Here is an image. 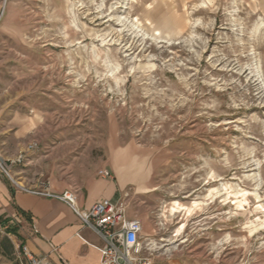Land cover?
Wrapping results in <instances>:
<instances>
[{
	"label": "rangeland",
	"instance_id": "374dc122",
	"mask_svg": "<svg viewBox=\"0 0 264 264\" xmlns=\"http://www.w3.org/2000/svg\"><path fill=\"white\" fill-rule=\"evenodd\" d=\"M0 8L10 185L110 169L148 264H264V0ZM20 226L0 214V264H26Z\"/></svg>",
	"mask_w": 264,
	"mask_h": 264
},
{
	"label": "crops",
	"instance_id": "0c3cea01",
	"mask_svg": "<svg viewBox=\"0 0 264 264\" xmlns=\"http://www.w3.org/2000/svg\"><path fill=\"white\" fill-rule=\"evenodd\" d=\"M21 156V153L14 159L0 156L8 171V176L0 172V214L15 218L21 225L20 243L31 256L43 257L48 264H100L99 249L103 242L94 233L82 228L80 221L65 204L28 192L36 189V186L29 188L15 182L14 186L18 185L16 188L4 179L13 182L12 174L16 175L13 167L20 163L17 160ZM117 178L120 179L117 182L98 176L84 180L79 188V207L86 209L97 201L116 202L123 198L126 180L119 172ZM49 187L53 194L65 190L57 184H49ZM12 231L14 235L17 233V230Z\"/></svg>",
	"mask_w": 264,
	"mask_h": 264
},
{
	"label": "built area",
	"instance_id": "2783aa9c",
	"mask_svg": "<svg viewBox=\"0 0 264 264\" xmlns=\"http://www.w3.org/2000/svg\"><path fill=\"white\" fill-rule=\"evenodd\" d=\"M21 157L18 158L20 162ZM0 172L8 176V171L0 159ZM102 179H112L107 169L97 171ZM34 195L58 200L65 204L80 221L82 228L94 233L103 242L99 249L100 264H148L142 256L140 237L142 223L137 217H128L124 197L116 202L101 200L89 208L82 209L78 205V188H67L60 194H53L49 184L29 190ZM26 264H48L45 258H36L29 254L27 248H21Z\"/></svg>",
	"mask_w": 264,
	"mask_h": 264
},
{
	"label": "trees",
	"instance_id": "16d2710c",
	"mask_svg": "<svg viewBox=\"0 0 264 264\" xmlns=\"http://www.w3.org/2000/svg\"><path fill=\"white\" fill-rule=\"evenodd\" d=\"M13 232V231H12ZM14 233V232H13Z\"/></svg>",
	"mask_w": 264,
	"mask_h": 264
}]
</instances>
